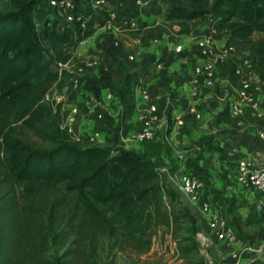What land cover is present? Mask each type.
I'll list each match as a JSON object with an SVG mask.
<instances>
[{"label": "trees", "instance_id": "trees-1", "mask_svg": "<svg viewBox=\"0 0 264 264\" xmlns=\"http://www.w3.org/2000/svg\"><path fill=\"white\" fill-rule=\"evenodd\" d=\"M38 4L9 0L0 10V131L10 125L12 109L24 102L14 111V122L25 121V130L44 143L36 145L25 134V151L4 159L1 155L10 146L0 141L1 186L6 188L10 179L22 186L20 195L12 188L0 190V264H85L102 239L137 248L150 222L169 227L181 217L194 238L181 250H196L201 222L177 200L156 163L144 153L116 148L118 139L104 144L74 140L59 126V106L42 101L41 87L57 80L53 63L65 62V48L111 20V10L96 7L75 26L64 24L60 30L58 20L46 15L39 29L34 14ZM215 19L214 29H225L246 43L264 71V0H178L164 15L169 28L187 35L200 28H192V22ZM254 33L261 39H252ZM99 82L90 83L95 95L102 87H114L109 77ZM139 84V71L133 70L117 88L124 118L133 112ZM21 146L14 143L15 150Z\"/></svg>", "mask_w": 264, "mask_h": 264}, {"label": "crops", "instance_id": "crops-1", "mask_svg": "<svg viewBox=\"0 0 264 264\" xmlns=\"http://www.w3.org/2000/svg\"><path fill=\"white\" fill-rule=\"evenodd\" d=\"M114 6H119L120 16L117 17V10L109 27L96 28L93 34L85 39H78L75 43L65 48L64 53L68 55V59L63 62L61 68H57V80L52 84H44L41 87V95L45 103H53L59 106L58 122L60 128L69 131L70 136L77 141L88 140L87 136L97 127H102L93 113L92 107L95 101L104 104L111 125L117 129L119 138L124 146H128L133 138L134 132L139 128L137 114L139 108L135 106L130 116L124 118L122 116L123 106L118 99L117 88L122 82V77L133 70L139 71L140 84H145L150 90L161 96L170 97L171 110L167 126L160 128L155 133L152 141L139 145L138 152L144 153L153 163H160V171H172L181 166L177 160L179 155H184L185 162L189 166L196 169H203L200 174L209 191H219L220 205L222 200L227 201V195L224 188V179L228 174H234L236 163L243 155H253L257 162L264 166V148H262L256 132L261 128V121L257 125H246L245 128L240 127L233 120L227 111H222L220 115L216 114L213 106V100L210 98L213 92L221 95V86L232 83L228 79V74L224 71L230 69L229 63H222L219 70L220 76L216 82L215 88L202 87L197 96L190 95L187 103H195L202 108V117L195 123L176 128L174 126L175 116L184 113L185 103L175 94L177 87L185 88V84L191 75L185 72L187 58L183 55L172 56L170 53L172 41L176 38L186 36L182 30L169 28L161 23L162 14L151 13L147 11L141 14V21L138 22V28L133 29L127 24L128 17L135 16L136 11L132 10L128 0H113ZM41 3V2H40ZM45 2H42L37 12L45 13ZM118 8V7H117ZM128 8V10H123ZM122 11H126L122 14ZM37 21V15L35 14ZM160 25L163 29L160 28ZM40 29V27H39ZM208 28H200L195 33H208ZM194 33V32H193ZM165 34L157 44H152L153 37ZM210 34V33H208ZM112 39V41H111ZM119 41L120 48L114 46L115 41ZM212 42L216 46H222L223 43L235 46V51L230 53V57H240L246 52H252L244 43L238 42L235 37H226L222 35L220 38H212ZM238 44V45H237ZM114 48L117 52L110 54L109 49ZM163 48V52L160 49ZM117 53V54H116ZM129 55L133 59L129 58ZM113 61H119L120 65L115 66ZM51 73L55 71V64ZM222 71V72H221ZM109 77L114 82V87H102L98 95H95L90 88L92 81L98 82L102 77ZM79 77L81 82L78 88H72L73 79ZM189 90V88L187 89ZM261 97L264 98L263 92ZM262 98V99H263ZM134 101V100H133ZM264 107V101H262ZM222 117H219L221 116ZM225 117L226 122L219 118ZM233 121V122H231ZM168 127V128H167ZM232 132L226 142L232 143L236 147L232 150H225L222 140L219 141V152L221 156H227L230 159H222L214 153L217 160L216 170L205 168V147L210 146L212 140L209 132ZM106 142V137L102 135V142ZM214 145H216L214 143ZM217 152V149L215 150ZM221 158L219 161L218 158ZM236 159V160H235ZM235 161V162H234ZM221 166L226 170L222 172ZM230 167V168H228ZM247 201V200H246ZM243 200H232V206H259L257 203L246 202ZM230 204V203H229ZM228 204V205H229ZM231 206V205H230ZM264 206V202L262 205ZM202 226V225H201ZM238 237V236H237ZM238 242H243L239 237ZM264 242V227L257 238L247 239V243ZM219 252V256L221 255ZM217 252V253H218Z\"/></svg>", "mask_w": 264, "mask_h": 264}, {"label": "built area", "instance_id": "built-area-1", "mask_svg": "<svg viewBox=\"0 0 264 264\" xmlns=\"http://www.w3.org/2000/svg\"><path fill=\"white\" fill-rule=\"evenodd\" d=\"M128 1L137 14L128 17L127 24L137 29L142 13H146L152 7L153 10L149 12L162 14L160 18L162 23L167 8L177 4L178 0ZM113 3L115 4L113 0H89L88 3L81 0L78 4L74 0H45L44 6L46 15L58 20L56 30H60L64 24L73 27L86 17L81 10L85 4H89L93 11L96 7H108L111 10V20L102 27H109L117 8ZM37 7L38 5L34 11L36 15ZM160 28L163 29L161 25ZM164 35L159 34L153 37L152 44H157ZM212 38L208 33L194 32L172 41L171 55L185 56L187 58L185 72L188 76L191 75L184 83L185 88L177 87L174 90L180 100L185 103L184 113L173 117L174 126L179 128L185 126L187 122L191 125L202 117V108L195 103L186 104L187 98L190 95L197 96L202 87L215 88L220 76L219 70H222L221 65L226 62L229 63L230 69L224 72L228 74V79L232 80V83L220 87L221 95L217 92L212 93L210 98L213 100L216 114L220 115L222 111H227L237 125L243 128L250 124L257 125L258 121H261V128L256 132V137L264 148V107L261 97L264 71L258 68L257 58L253 52L248 51L240 57L232 58L230 53L235 51V46L227 43L216 46ZM113 44L116 48L121 47L117 40ZM161 51L163 52V48L160 49ZM129 58L133 59L131 55ZM54 64V72L59 73L57 68H61L63 63L54 62ZM80 84L79 77H76L71 87L78 88ZM188 88L191 91H187ZM134 103L139 108L137 114L139 128L134 132L127 147L122 144L117 129L111 125L104 104L98 100L94 102L92 110L95 118L103 126L90 132L87 136L88 141L101 144L104 134L106 139H118L116 148L120 146L136 151L140 150L139 145L152 141L157 130L165 126L168 119L172 117L170 97L161 96L141 83L135 87ZM116 152L117 150L113 151L114 154ZM177 160L181 166L168 171V175L201 222V229L196 232L195 238L209 264H264V242H238L232 221L226 218L224 208L220 205V192H212L206 188L199 169L189 166L186 162L183 166L186 161L184 155H179ZM156 166L159 170L162 167L160 163ZM224 188L229 201L245 197L259 204L254 206L256 207L254 213L259 212L263 208L260 205L264 202V166L260 165L253 155H243L236 163L234 174L225 176ZM210 247H214L217 252L222 250L218 262L209 256L207 249Z\"/></svg>", "mask_w": 264, "mask_h": 264}, {"label": "rangeland", "instance_id": "rangeland-1", "mask_svg": "<svg viewBox=\"0 0 264 264\" xmlns=\"http://www.w3.org/2000/svg\"><path fill=\"white\" fill-rule=\"evenodd\" d=\"M8 1L9 0H0V10L7 7ZM40 2L41 3L45 2V0H39L38 7H40L41 5ZM117 7L118 8H116L117 10L116 12L118 13L117 14L118 17L120 16V11H118L119 6ZM81 10L84 12V15L86 17H88L90 13H92L93 11L92 7L89 4H85V6L81 7ZM123 10L127 11L128 8H123ZM150 10H153L152 7L149 9V11ZM126 11H122L121 15L125 14ZM45 16L46 13L38 14L37 12V23L39 27L41 26L42 20ZM220 17L221 15H219L217 18ZM215 21L216 19L209 22L195 21L192 22L191 23L192 25L190 26L192 28L195 27L196 29H198L199 27L208 28L207 29L209 31L208 33H210V35L215 39L220 38L222 35H225L227 38L230 37L228 31H226L225 29H220V30L214 29ZM162 23L164 26L167 27L170 26V24H167L165 20ZM172 27H177V26L173 25ZM200 28L198 29V31L200 30ZM39 33L40 30L38 34ZM252 39L260 40L261 37H259V34L254 33ZM238 42L240 41L238 40ZM244 44L248 47L246 43ZM113 51L117 52L113 47L109 49L110 54H113L114 53ZM113 63L115 66L120 65L119 61L117 62L113 61ZM262 92L264 96V82L262 83L261 86V93ZM41 97L43 101V96L41 95ZM262 101H264V98L262 99ZM21 103L24 104V102ZM22 104H17V106H15V108L12 109L13 110L12 116L9 117V121L7 122V123L10 122V125L7 124V127L0 131V141H2L4 145L8 144L10 146L9 149L7 148V152H5L4 150L1 155L4 159L10 155L15 156L25 151V134L30 140L36 142L35 143L36 145H44V143L32 131L25 130V121L19 120L17 122H14L15 120L14 111H20V108L23 107ZM219 117H222V115ZM219 119L227 123L225 117ZM231 133L232 132H228V131L207 133V135L211 136L212 140H216L214 142L216 145H214L213 142H210L211 143L210 146L205 147L203 150L205 154V157L203 158L206 162L205 168L209 167L214 171L216 170L217 166L215 165V163L217 160L214 157V153H217V155L222 159H226V160L230 159L227 158V156H221V153L219 152V148H218V146L220 145L218 140H222L225 143V145L223 144L225 150L235 149L236 147L232 146V143L234 144L233 141L232 143L225 141L229 139ZM15 142H20L22 145L21 147L17 148V150L14 149ZM216 149L217 152H215ZM218 156L216 158H218V160L220 161L221 158H219ZM221 170L223 172L226 169L224 168V166H221ZM199 171L202 173L203 169L200 167ZM160 172L163 176L164 182H166L168 185H170V187L173 188L177 200L192 215H194L195 213L193 209L190 207L189 203L187 202L185 196L177 189L176 185L171 181L167 172L166 171H160ZM2 175L3 174H0V179ZM7 181L8 182L6 183V188H5L4 185L1 186L2 182L0 180V190H3L4 188L5 190L12 188L15 190L16 194L20 195L19 192H21L22 186L16 182L13 183L12 179ZM221 200L226 218L233 220L235 225V232L237 236L241 240H243V243L247 242V239H252V237L257 238L264 227V206L263 208L260 209L259 212L254 213V209L256 208V207L254 208V206H232L231 204L232 201H229L230 203L229 204L227 201H224L223 199ZM241 200L243 201L247 200L248 202L255 203L254 201L249 200L245 197L240 198V201ZM189 234H190L189 223L183 217H181L176 224L174 223L169 227H165L164 225H157V226L151 225L150 222L149 226L146 228V231H144L143 238H141L140 245L137 248L131 247L127 243L119 244V243H113V241H106L105 239H102V242L98 243L96 249L93 250L94 252H91L90 249L89 257L85 264H209V261H207L206 256L203 253L204 251L200 247V244L196 250H191L187 252L181 250V248H183L184 246H189L192 245V243H194V238L189 237ZM184 237H187V239L183 240ZM148 243L149 245L147 247ZM54 248L57 249L56 254L61 255L62 249H60L58 246H55ZM52 250L49 251L47 256L50 255ZM207 251L209 256L213 258L216 262H218V260L220 259L219 252L217 253V250L214 247H210V249L208 248ZM49 259L51 258L49 257Z\"/></svg>", "mask_w": 264, "mask_h": 264}]
</instances>
